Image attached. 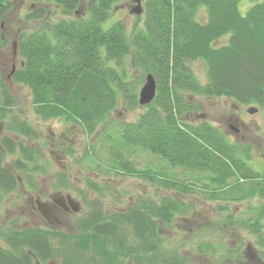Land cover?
<instances>
[{
  "label": "trees",
  "instance_id": "16d2710c",
  "mask_svg": "<svg viewBox=\"0 0 264 264\" xmlns=\"http://www.w3.org/2000/svg\"><path fill=\"white\" fill-rule=\"evenodd\" d=\"M115 1L26 0L27 12L17 21L28 25L18 34L24 65L16 80L28 86L34 113L42 120L60 118L88 134L99 126L105 129L120 97L126 108L137 105L132 93L136 85L123 70L129 58L133 67L154 75L157 87L137 119L119 122L118 143L147 150L169 166L198 176L189 181L176 178L172 170L137 169L116 156L114 162L124 174L145 179L156 188L174 189L182 196L198 192L214 201L217 210L225 212L224 224L231 228L237 224L255 234L250 244L256 252L249 260L242 239L231 246L222 239L201 240L190 246V252L183 245L168 246L161 224L171 226L196 204L164 194L157 199L139 197L126 210L108 213L92 202L73 223L72 233L0 224L5 243L0 245V264L50 260L57 264H200L192 263V257L206 255L215 264H264V170L248 164L251 145L230 141L221 128L206 120H189L201 109L198 96L264 107V1L253 3L242 15L239 0H144L143 27L130 32L120 20L103 26ZM13 8L11 0H0V20H7ZM196 60L205 63L204 83L191 65ZM6 98L11 108L13 97ZM7 130L13 134L7 135V155L14 159L11 167L5 165L0 152L4 193L17 188L16 172L44 166L39 149L20 140L38 137L31 122L11 111ZM2 145L6 147L4 140ZM59 184L68 186L66 181ZM89 187L100 190L94 184ZM254 197L259 201L249 207L256 211L252 221L236 219L229 212L230 203ZM220 247L222 253L217 252Z\"/></svg>",
  "mask_w": 264,
  "mask_h": 264
},
{
  "label": "rangeland",
  "instance_id": "374dc122",
  "mask_svg": "<svg viewBox=\"0 0 264 264\" xmlns=\"http://www.w3.org/2000/svg\"><path fill=\"white\" fill-rule=\"evenodd\" d=\"M11 1L14 8L7 18L9 21L12 19V22H14L18 21V18H21L27 12L29 3L26 0ZM261 1L264 0H239V12L244 15L250 5ZM135 6L136 2L133 0H116L111 15L103 26L107 27L110 23L120 20L125 25L127 32L134 28H142L144 11L142 10L139 14H136L132 10ZM141 6L144 7V0H141ZM199 18H204L202 7L199 12ZM8 20L7 24L9 23ZM16 24L21 29L27 30V23L24 24L20 21ZM125 63L123 70L127 72L126 79L131 81L132 85H136L132 88V93L136 96L137 105L132 109L126 108L125 99L120 97L117 106L109 115V124H107L106 128L99 126L90 134L84 133L77 126L70 125L65 134L68 139L65 138L64 141H60L58 140V133L63 128L62 119L50 118L42 120L38 118L30 101L29 89L26 92L19 89L16 94L12 95L13 106L11 111L21 114L39 131L38 137L34 139L20 137V140L31 148L39 149L44 157L43 162H39L41 165L43 163L44 166L41 169L30 170L28 173L21 174L16 172L19 182L17 188L8 193L0 190V224L5 228L15 229L37 226L48 228L40 223L41 221L29 215L28 196L37 192H42L43 194L53 193L55 195L69 192L78 199L81 204L78 212L72 215L67 223H63L57 228L59 231L67 233L73 232V223L85 215L89 210V204L92 202L97 201L98 204L100 203V209L108 213L115 210H126L139 197L157 199L161 195L172 194L177 197L180 196L179 198L181 199L192 200L196 204V208L193 207V211L191 210L187 214L178 215L171 226L161 224L160 230L167 238L166 244L168 246L169 243L183 245V250L190 252V246L192 247L194 243L210 238L215 240L222 239V242L227 246L239 243V239H242L244 244H252L255 234L250 233L247 228L237 226V224L234 228L224 224L225 212L217 210L214 201L203 198L197 194L198 192L182 196L174 189L156 188L145 179L135 175L124 174L122 168L118 167V164L114 162L116 156L119 158L118 161H127L137 169H163L167 173L172 170L176 178L188 179L189 181H193L198 176L196 173L183 172L178 167L169 166L164 159L147 150L136 146H121L118 143L116 131L119 122L133 121L145 109V107L139 106L138 91L144 82L146 72H143L140 68L133 67L129 58L126 59ZM191 65L199 80L203 83L206 82L205 63L202 60H196ZM195 98L201 105V109L198 113L192 114L189 120L197 121L203 119L218 126L225 132L230 141L234 140V135L230 130L229 124L240 127L241 135L244 136L247 143H250L252 149L250 151L251 156L247 159L248 164L257 171L264 170V107L253 104L254 107H257V111L249 113L247 107L250 105H239L226 97L206 98L198 96ZM201 114H204L203 118H201ZM236 116L240 120L238 124L232 121V119L235 120ZM52 132H55L56 136L52 137L50 142L47 139V135ZM7 135L13 137V134L8 130ZM241 135L239 136L240 141ZM63 149L66 155L65 158L61 154ZM51 150L54 152L52 153ZM13 159L14 156L12 155L5 157V161L10 167ZM27 181H30V184ZM65 181L68 186L59 184ZM89 184L98 186L100 188L99 192L93 191ZM257 201H259L258 197H254L250 200L230 203L229 212L236 219L252 221L256 211H252L249 207L255 205ZM0 245H5L1 237ZM219 250L217 252L222 253L223 247H220ZM244 250L246 251V256H250L249 260L252 254L256 252L252 245L249 250L246 248ZM191 260L192 263L215 264L211 256L208 255L206 257L203 256V258L192 257ZM44 264H57V262L50 260Z\"/></svg>",
  "mask_w": 264,
  "mask_h": 264
},
{
  "label": "flooded vegetation",
  "instance_id": "af4514ba",
  "mask_svg": "<svg viewBox=\"0 0 264 264\" xmlns=\"http://www.w3.org/2000/svg\"><path fill=\"white\" fill-rule=\"evenodd\" d=\"M8 15L6 16L8 17ZM6 19L8 20V18ZM7 20H0V152L4 155L5 165H7L5 161V157L7 156V116H10V113L7 111H11V108L7 107V103L4 101H6L7 95H14L19 89L25 92L29 89L25 83L16 80L18 70L24 65V60L20 56L17 46L18 34L22 29L16 24L17 21L12 24L8 20L9 23L7 24ZM234 119L235 120L232 119V121L238 124L240 121L239 117L236 116ZM62 122L64 123L62 124L63 128L58 133V140L60 141H64L65 138L68 139L65 134L70 128V124L64 121ZM241 124L243 125L242 122ZM229 127L234 135V141H240L239 136L241 135V128L233 124H229ZM54 136H56V133L52 132L50 135H47V139L51 142V138ZM2 140H4L6 147L2 145ZM241 142L247 143L243 135H241ZM64 149L61 153L63 158L66 157ZM250 150L252 151V149ZM51 152L53 153L54 151L51 150ZM28 199L29 215L41 221L40 223L46 225L48 228L53 229H57L63 223H67L68 219L78 212L73 209L74 206L72 207V205H75L76 202H78L79 208L81 205L78 199L69 192L58 195L37 192L30 194ZM250 248L251 245L247 244L246 249L249 250Z\"/></svg>",
  "mask_w": 264,
  "mask_h": 264
},
{
  "label": "water",
  "instance_id": "95a60500",
  "mask_svg": "<svg viewBox=\"0 0 264 264\" xmlns=\"http://www.w3.org/2000/svg\"><path fill=\"white\" fill-rule=\"evenodd\" d=\"M135 1H136V6L133 8V11L136 14H139L142 11L140 0H135ZM156 86L157 84L154 75L151 72H147L145 75L144 82L140 87L138 93V103L140 106H144L153 100L156 94ZM247 110L249 113H253L256 112L257 108L254 106H250L247 108ZM201 116H203V114H201ZM72 207L75 211H78L79 210L78 202H76L75 205H72Z\"/></svg>",
  "mask_w": 264,
  "mask_h": 264
}]
</instances>
